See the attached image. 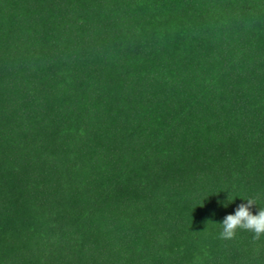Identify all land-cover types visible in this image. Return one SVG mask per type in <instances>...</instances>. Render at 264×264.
Wrapping results in <instances>:
<instances>
[{
  "label": "trees",
  "instance_id": "trees-1",
  "mask_svg": "<svg viewBox=\"0 0 264 264\" xmlns=\"http://www.w3.org/2000/svg\"><path fill=\"white\" fill-rule=\"evenodd\" d=\"M0 264H264V0H0Z\"/></svg>",
  "mask_w": 264,
  "mask_h": 264
}]
</instances>
